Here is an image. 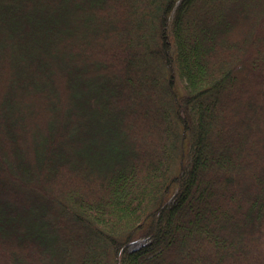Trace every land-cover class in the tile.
I'll list each match as a JSON object with an SVG mask.
<instances>
[{
	"label": "trees",
	"instance_id": "trees-1",
	"mask_svg": "<svg viewBox=\"0 0 264 264\" xmlns=\"http://www.w3.org/2000/svg\"><path fill=\"white\" fill-rule=\"evenodd\" d=\"M0 264H264V0H0Z\"/></svg>",
	"mask_w": 264,
	"mask_h": 264
},
{
	"label": "rangeland",
	"instance_id": "rangeland-1",
	"mask_svg": "<svg viewBox=\"0 0 264 264\" xmlns=\"http://www.w3.org/2000/svg\"><path fill=\"white\" fill-rule=\"evenodd\" d=\"M140 243V241H136L132 243V246H137Z\"/></svg>",
	"mask_w": 264,
	"mask_h": 264
}]
</instances>
